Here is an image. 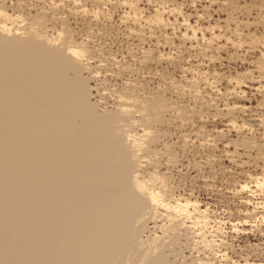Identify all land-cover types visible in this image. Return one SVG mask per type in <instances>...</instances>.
<instances>
[{"label": "bare ground", "instance_id": "obj_1", "mask_svg": "<svg viewBox=\"0 0 264 264\" xmlns=\"http://www.w3.org/2000/svg\"><path fill=\"white\" fill-rule=\"evenodd\" d=\"M139 2L123 1L130 9L128 14L132 13L134 21L139 23L137 28L134 26L136 29H131V34L141 42L157 38L159 45H169L179 38L185 45L190 44L191 49H195L196 44V51L203 44V51L199 52L205 55L222 48L223 44L217 40L224 39L236 50L247 42L239 23L232 26L228 21L225 32L218 31L219 24L194 25L185 15L180 23L177 17L185 13L182 6L168 7V2L146 17ZM21 3L12 11L7 1L0 2V10L26 21L22 28L8 21L14 33L8 36L2 28L5 18L0 16V264H175L166 250L180 236L181 230L198 229L203 239L207 237L200 234L204 227H196L195 222L207 219L209 223L210 219L207 209L198 200L175 194L166 172L154 166L148 175L143 174L147 165L144 162H153L156 153L168 152L169 165L178 162L167 143L164 152L154 146L159 139L152 132L153 128L169 119L167 115L186 120L189 114L215 110L223 113L228 124L238 132L245 129L260 132L264 129L261 120L264 102L257 107L226 103L224 113L219 110L216 98H206L202 90L211 88L219 95L221 91L215 79L220 74L216 73L213 80L204 72L205 87L194 85L189 93L194 104H179L156 92L142 97L133 89L120 92L115 109L101 112L91 100L90 77L84 74L89 70L91 78L95 79L101 74L91 66L87 42L75 38L62 15L56 16L62 20L57 34L49 33L52 28L48 26V10L34 6L32 9L36 7L37 13L26 16L20 9ZM60 4L53 2L50 7L53 11L49 9L54 19ZM77 11L86 12L76 9L74 13ZM197 13L200 20L204 18V13ZM126 16L122 17L125 21L132 18ZM170 16H176L175 20ZM143 20L148 22L149 28ZM175 25L184 28L178 35ZM243 25L250 27L248 22ZM170 28L174 31L172 34L167 31ZM156 29L161 32L159 36ZM249 38L251 41L247 43L253 47L257 39ZM259 41L261 43L256 45L264 49V39L260 37ZM151 54L150 50L143 51V62L150 60ZM258 59L259 76L248 69L225 77L232 85L228 88L230 93L243 96L240 93L246 92L243 88L246 81L264 80L261 79L264 50ZM210 60H215V56L211 55ZM190 65L185 67V72L192 68L196 71L203 61ZM262 88L264 83L257 91L264 92ZM184 92L182 95L178 91L182 96ZM237 111H250V122L239 123L235 117ZM245 124L249 127H243ZM260 134L264 139V130ZM243 137L227 144L235 149L226 150L231 159L236 160L241 154L240 147L246 149L245 152L257 150L258 157L264 158V142ZM246 176L248 181L241 183L237 191H244L242 186L251 182L253 186L259 181L264 183V176ZM253 186L247 189L251 193L259 189ZM184 205H189L186 211H183ZM177 208L181 212H177ZM159 220L163 224L159 225ZM150 221L162 230L161 234L144 236L146 230H150Z\"/></svg>", "mask_w": 264, "mask_h": 264}, {"label": "rangeland", "instance_id": "obj_2", "mask_svg": "<svg viewBox=\"0 0 264 264\" xmlns=\"http://www.w3.org/2000/svg\"><path fill=\"white\" fill-rule=\"evenodd\" d=\"M5 1H7L8 4L6 5L12 11L13 9H17L18 2H22L23 4L21 3L20 5L22 8L20 9H22L26 16L36 14V9L40 7L47 9L50 20L48 21L50 23L48 26L52 28V30L49 29V33L55 31V34H57V29L62 27V20L57 17L62 15L67 20L70 28L73 29L75 38L79 41L83 40L87 42L86 46L89 49L87 53L91 57V66H93V69L98 70L101 76L99 75L97 79L91 78L92 72H88L89 70H85L84 74L90 77L89 82L93 87L91 100L97 103L101 112L107 108L115 109L119 102L118 97L120 92L133 89L142 97L156 92L164 94L165 97L179 104H194L191 95H189L190 90L193 89L194 85L205 87L203 79L206 73L212 79L216 73L220 74L215 79L221 91L219 95L214 90H211V88L205 87L202 90L204 89L203 95H206V98H216L215 102L218 103L219 110L221 109L222 112L225 113L226 111L224 109L226 108V103L257 107L261 101L264 102V92L257 91V87L264 83V80L260 81L258 79V82L246 81L247 86L246 84L243 85L246 95L243 96L230 93L228 88H232V85L225 80L226 76L244 73L248 69L254 70L256 76L260 74L259 69L257 70L256 67V61L262 55L263 46L256 45V47H252L247 42L251 41L250 36L255 40H260V37L264 39V12L260 7V5H264V0H238L240 7L246 6L239 14H234V9L229 3H226V0H140L139 7H141L145 16L147 15L146 17L153 14L159 6L167 5L166 2H168V7H175L177 4L182 6L181 9L183 8L182 11L185 13H182L181 16L180 14L178 15L177 18L180 23L184 21L185 15L190 17L194 25H198L199 23L200 26L201 24L202 26L219 24V27L217 26L219 32H221V29L222 32L226 31L228 21H231L232 26L235 23H239V26L245 32L244 39L247 42L236 50L224 39L217 40L216 42L224 46L222 45V48L219 50L209 52L207 54L209 58L204 52H201V54L199 52L203 51V44L196 51V44L195 49H191L189 47L190 44L185 45L179 38L174 39V44L169 45H159L157 38H147L144 42L139 41L131 34V29H134L139 23H136L137 20L134 21L132 13L128 14L130 9L123 3L124 0H79V3L77 0ZM53 2L61 3L57 10L59 13L57 12L54 15L55 19L52 17L54 14L53 10L50 8L53 6ZM34 6L37 8L32 9ZM71 9H78L79 11L87 10L84 13L78 11L74 13L75 10L71 12ZM197 11L202 14L204 13L203 19L200 20L198 18ZM95 15L97 16L95 17ZM125 15L128 17L132 16V18L129 20L126 16L128 19L125 21V19H122ZM175 18L176 16H170L172 21ZM245 22L250 23V27H244L243 24ZM142 23L149 28L146 20H143ZM175 26L178 27L177 31L175 30L178 35L184 28H179L180 25ZM156 31V35L159 36L161 32L159 29H156ZM167 31L171 34L174 32L171 28ZM145 50L151 51L152 58L143 62V51ZM162 54L164 55L163 58L160 57ZM211 55L215 56V60H210ZM198 61H203V65L199 69L195 71L192 68V71L185 72V67H190V64H196ZM128 83L133 84H129L130 87ZM178 91L182 92V95L185 91V95L182 96ZM202 112L201 114H189L190 117L188 115L186 120L176 119L174 116L167 115L166 118L173 119L165 120L162 125H155L152 132L156 133L157 140H159L157 143L155 142L156 144L154 143V146H157L160 149L159 151L164 152L165 144L167 143L170 146L169 149L172 151L171 154H176L178 162L176 165H169L168 152L156 153L155 155L158 158L153 156V158L155 157L153 161L155 163L153 164L152 160L144 162L147 165L143 169L144 173H142L148 175L154 168H157L160 172H166L168 178L170 176V179H168L170 183L168 184L172 185L173 189L175 188L173 191L176 195L180 194L198 200L203 205V208L207 209V215L210 219L209 226L201 229V233L211 240L212 235L209 233L213 228L219 226L217 224L218 221L244 219L246 218L243 215L244 211L255 208L256 202L264 201V192L260 189L255 191L260 193L257 196H253L249 190L237 191L241 183L248 181L247 174L264 176V158L261 157L262 159H260L258 157L257 150L245 152L246 149L240 147L239 152L241 154L238 153L239 156L235 160L231 159V156L226 151L235 150L233 146L228 147L227 144L240 141L243 136L251 137L253 140L255 138L258 142L263 143L264 139L261 138L260 133L264 129L259 130L260 132L255 129H245L238 132V129H232L228 124L227 117L222 112V114H219L215 110H202ZM236 114L235 117L238 118L239 123H242V120H247L248 122L251 120L250 111L245 113L237 111ZM135 116L138 117V113ZM199 133L201 136L198 135ZM208 138H211V141ZM204 139H208L210 143L206 144L208 142L206 140L207 142L205 141L204 144ZM156 163H159L160 166H158L160 168L155 165ZM253 185L254 183L251 182L250 186L252 187ZM253 188L257 189L256 186H253ZM248 200L253 201V203L250 205L247 202ZM262 212H264V209L258 210L255 215H259ZM155 224L154 221H150V230H146V234L144 233L145 237L147 235L154 236L162 233V230L157 229ZM158 224H163V221L159 220ZM224 227L228 231L227 237L222 233H215V235L218 241L220 239L228 241V243L221 245L220 250L228 249L229 255L234 259L240 258L242 249L252 251V249L247 248L249 244L264 243V234L260 232L244 231L233 233L231 231V223L224 225ZM242 227L250 229L251 225H243ZM262 230H264V226H262ZM197 231L199 232L198 229H191L188 232V229L185 230L183 228L180 236L178 235L175 242L170 245L172 248H167L166 253H169V257L175 260V264H197V262L201 261H198L199 258L216 259L213 253L205 249L203 245L196 247L195 242L202 239ZM213 247L215 248V245ZM256 259L257 257L253 256V260ZM259 259L264 260V256H260Z\"/></svg>", "mask_w": 264, "mask_h": 264}, {"label": "clouds", "instance_id": "obj_3", "mask_svg": "<svg viewBox=\"0 0 264 264\" xmlns=\"http://www.w3.org/2000/svg\"><path fill=\"white\" fill-rule=\"evenodd\" d=\"M79 3V0H77ZM226 3H229L232 8L234 9V14H239L242 12L245 7H240L238 4V0H226ZM262 9H264V5H260ZM87 9H85L86 11ZM159 12L160 9H157ZM179 11V10H178ZM0 16H3L5 18V23L3 24V32L5 35L11 36L13 35V27H9L8 21H12L14 26L17 27H23L24 26V19L23 17L17 16L12 17L8 14L6 10H0ZM185 23H188L187 20H185ZM22 34V33H21ZM261 43V41L256 40L253 42V45ZM243 46V45H240ZM262 71H264V66H262ZM261 79H264V76L261 77ZM237 83H243V81H238ZM264 91V88L261 89ZM240 95H246V93H240ZM264 107V104L261 105ZM261 120L264 121V117H261ZM236 126V125H234ZM243 127H249L247 124L243 125ZM256 187L264 190V183H261L260 181L256 184ZM250 188L249 184H245L242 186V190H247ZM253 196L259 195L257 192L253 191L251 193ZM250 205L253 203V201L249 200L247 201ZM189 205L182 206L183 211H186L187 207ZM264 209V201L256 202L255 208L244 211L243 215L246 217L244 219H237L235 221H218L217 224L218 227H215L212 229V231L209 233L212 235V239L209 240L207 237H204L201 240H197L195 242L196 247H199L200 245H203V247L210 252L213 253V255L216 257L215 260H212L210 258H206L205 260L200 261V264H264V260L259 259L260 256H264V243L252 245L249 244L247 246L248 249H252V251H246L245 249H242V254L240 255L239 259H234L231 255H229V250L225 249L223 251L220 250L221 245L228 243L226 239H220L217 240V237L215 233H222L225 237L228 236V231L224 227V225L231 223V231L233 233H241L244 231H251V232H260L261 234H264V230H262V226H264V212H262L259 215H255V213L260 210ZM177 212H181L180 208L175 209ZM202 215H204L202 213ZM191 217V214H189V218ZM203 225L204 228H207L209 226L208 220H197L195 222L196 227H200ZM243 225H251L250 229H245L242 227ZM202 234V233H200ZM236 239V237H234ZM233 239V240H234ZM215 245V248L213 247ZM253 256H256L257 259L253 260Z\"/></svg>", "mask_w": 264, "mask_h": 264}]
</instances>
